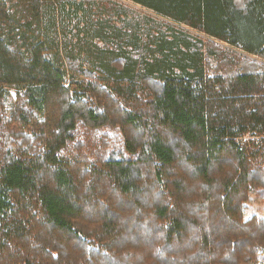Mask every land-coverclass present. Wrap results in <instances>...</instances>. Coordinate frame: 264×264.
<instances>
[{
    "label": "trees",
    "instance_id": "obj_1",
    "mask_svg": "<svg viewBox=\"0 0 264 264\" xmlns=\"http://www.w3.org/2000/svg\"><path fill=\"white\" fill-rule=\"evenodd\" d=\"M44 1L0 0V264H264V68ZM130 1L264 59V0Z\"/></svg>",
    "mask_w": 264,
    "mask_h": 264
},
{
    "label": "rangeland",
    "instance_id": "obj_2",
    "mask_svg": "<svg viewBox=\"0 0 264 264\" xmlns=\"http://www.w3.org/2000/svg\"><path fill=\"white\" fill-rule=\"evenodd\" d=\"M6 1L12 10L16 9V4L21 3V0ZM40 5L41 14L44 13L43 10L49 14L50 10L53 9L50 15L55 13L57 23L61 22L57 31L59 37L63 35L72 44L76 43V35L78 33H82L86 27L96 31L100 28L101 22H105L103 23L105 26L104 31L111 29L113 26L117 29H123L124 26L130 27L131 24H136L138 27H142L143 30L144 28L149 29V26L155 30V28H159L157 25L160 24L176 31L184 32L201 41L204 46L210 45L226 52L225 54L229 57V63L232 64L233 68H239L240 64L243 61L245 62V60L250 64L264 68V59L249 55L242 50L231 47L227 43L210 38L197 30L159 16L130 0H47ZM47 23L48 21H44V24ZM41 30V38L53 50L57 43L53 29L47 25L46 28L42 27ZM140 37L142 40L146 38L142 35ZM73 49L75 52L78 51L77 46ZM80 55L83 56L82 65L88 67L86 56L84 54ZM210 62L215 64V59ZM66 87H70L68 82H66ZM251 216L264 218V194L257 196L253 191L249 193V199L244 208V219H248Z\"/></svg>",
    "mask_w": 264,
    "mask_h": 264
}]
</instances>
